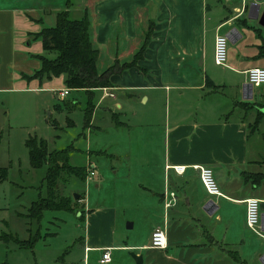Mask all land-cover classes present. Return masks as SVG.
Listing matches in <instances>:
<instances>
[{"label": "crops", "instance_id": "crops-1", "mask_svg": "<svg viewBox=\"0 0 264 264\" xmlns=\"http://www.w3.org/2000/svg\"><path fill=\"white\" fill-rule=\"evenodd\" d=\"M9 1L2 0L0 6V93L59 95L66 89L64 76L41 81L24 76L39 70L37 57L45 54L35 35L43 27H53L56 14L65 7L38 0ZM253 2L82 0L70 11L72 19H79L86 9L91 42L98 51L115 46L111 66L130 63L144 47L135 67L112 75V87L89 95L101 94L80 133L86 141L85 164H73L80 150L71 144V165L96 174L97 161L105 159L124 184L117 194L122 197L117 212L95 213L99 219L89 224L88 237L81 239L84 261L98 252L101 264L102 254L110 249L141 255L142 264H264V240L245 225V201L257 199L264 234V179L254 183L247 178L264 175V118L257 131H250L258 110L264 113V86L243 89L248 84L246 71L264 68V0L259 10L249 7ZM228 33L233 34L227 62L217 66L214 40ZM70 91L59 98L66 99ZM55 124L51 126L61 128ZM67 126L75 124L67 118ZM107 133L116 135V141H104L91 151V135ZM173 166H184L185 172L177 175ZM194 166L212 169L221 195L206 193ZM86 189L84 185L75 199L82 208ZM82 212L85 221L87 211ZM91 216L89 211V221ZM120 222L126 240L118 242L115 229ZM155 229L165 231L164 250L150 248Z\"/></svg>", "mask_w": 264, "mask_h": 264}, {"label": "rangeland", "instance_id": "rangeland-1", "mask_svg": "<svg viewBox=\"0 0 264 264\" xmlns=\"http://www.w3.org/2000/svg\"><path fill=\"white\" fill-rule=\"evenodd\" d=\"M1 1L0 6L3 3ZM66 1L36 2H43L45 6L50 5L53 8H64ZM9 2L12 4L14 0ZM70 2L72 7H76L82 0H70ZM72 17L77 18V14ZM116 52L115 46L110 45L99 50L97 63L99 73L111 67L113 64L111 58L116 57ZM119 56L123 58L120 53ZM131 59L132 57L124 61L128 62ZM100 95L95 93L94 96L89 97L84 91H70L69 96L61 100L58 93L49 91L38 93L12 90L0 93V169L6 170V177L0 171V236L10 234L11 239L17 236L24 241L29 237V230L36 235L32 249L19 247L13 242L14 239L8 244L0 241V264H99L101 253L98 252L86 255L84 261L85 254L80 240L88 237L89 224L96 218L99 219V215L95 213L107 210L117 212L119 199L122 200L117 194L124 184H121L119 176H115L110 170L111 166L107 160L97 161L96 174L90 184H87L85 178V186H87L83 203L85 206L84 208L79 206L77 213L47 211L43 213L40 221L32 223L31 227L26 225L29 221L23 220L24 218L19 215L26 214L32 202L46 198L47 194L42 182L44 169L35 170L30 167L25 147L26 140L29 137L47 140L54 149L73 144L80 150L74 154L73 164L77 166L85 164L82 150L86 141L80 137L84 129V110L89 102L94 106ZM67 118L72 120L75 126L68 127ZM53 122L61 128L56 129V126L53 128L51 126ZM116 138L117 136L112 133H107L105 136L92 134L87 142L90 150L94 151L99 149L104 141H116ZM115 168H118L117 164ZM74 183L78 182L73 180L68 184L69 186L61 182L59 193L69 194ZM97 184H99L98 188ZM76 186L74 191L80 190V187ZM82 209L87 211L85 221L78 215ZM89 211L92 215L90 221ZM119 224L115 229L117 232L115 240L121 242L126 240L122 237V233L125 235L126 231L123 223ZM110 253L111 264H135L128 251Z\"/></svg>", "mask_w": 264, "mask_h": 264}, {"label": "trees", "instance_id": "trees-1", "mask_svg": "<svg viewBox=\"0 0 264 264\" xmlns=\"http://www.w3.org/2000/svg\"><path fill=\"white\" fill-rule=\"evenodd\" d=\"M73 9L70 0L65 3V9L56 14V22L53 27H43L41 31L35 35V39L40 40L43 56H38L40 61L39 70L35 71L31 76H24L27 81L37 79L51 80L64 76V86L71 91H84L91 95L93 90L112 87L110 77L114 74H120L128 68L136 66V61L143 56L144 47L135 55L133 61L127 64L113 66L107 68L102 73L97 71V60L99 51L93 46L90 38V23L86 9L79 19H72L70 11ZM264 54V45L261 47ZM51 55V57L49 56ZM93 105H89L84 110V128L91 121ZM264 118V113L258 110L250 131H257V127ZM264 139V135H263ZM28 153L29 165L35 170L44 169L42 182L46 189V198H40L31 203L26 214L20 217L32 223L39 222L44 212H60L77 213L79 205L74 199V195H80V191H74L78 185L80 189L84 188L85 178L87 175L84 167H77L70 164V154L75 150L72 145L65 148L51 149L46 140H38L29 137L25 142ZM2 174L6 177V170H2ZM253 179L257 183L264 179V175H251L247 177ZM4 179V178H2ZM74 183L71 192L68 194L59 193L60 184L71 181ZM69 186V185H68ZM73 191V192H72ZM82 191V190H81ZM76 192V193H75ZM84 212H79V218L84 219ZM9 238V240H8ZM14 239V240H13ZM11 239L10 234L0 236V241L8 244L12 241L21 248L32 249L36 235L30 230L27 240L21 241L17 236ZM81 241V240H80Z\"/></svg>", "mask_w": 264, "mask_h": 264}, {"label": "built area", "instance_id": "built-area-1", "mask_svg": "<svg viewBox=\"0 0 264 264\" xmlns=\"http://www.w3.org/2000/svg\"><path fill=\"white\" fill-rule=\"evenodd\" d=\"M228 54V39L225 35H217L214 40V54L213 60L217 66H224L227 62ZM247 83L252 87L264 86V68L263 67H253L246 71ZM105 91V89H103ZM68 94L67 89L60 91L59 95L61 98L65 97ZM105 95H108L105 93ZM109 96H112L109 94ZM177 175H182L185 172L184 166H173L171 167ZM194 170L199 173V180L206 191L210 196H219L221 195L217 181L214 177V173L211 168L194 166ZM94 172L88 170L86 182L87 184L93 179ZM170 198L173 202L174 194L170 193ZM171 202L165 204L166 207H169ZM173 204V203H172ZM246 212H245V225L248 230L264 240V234L260 231L259 222V201L257 199H247L245 201ZM167 247L166 234L162 229H155L150 238V248L156 250H164ZM111 262L110 258V249H107L102 254L100 260L101 264H108Z\"/></svg>", "mask_w": 264, "mask_h": 264}, {"label": "water", "instance_id": "water-1", "mask_svg": "<svg viewBox=\"0 0 264 264\" xmlns=\"http://www.w3.org/2000/svg\"><path fill=\"white\" fill-rule=\"evenodd\" d=\"M261 1L262 0H254V2L249 5V7L251 9L254 8L256 10H259V3H261ZM260 24H262L264 26V11H263L262 16H261V19H260ZM232 34L233 33H228V35L226 36L229 41L232 40L231 39L232 38ZM243 89H248V90L251 91L252 86L250 84H246V85H244ZM74 199H78V195L75 194L74 195ZM129 255L133 259V261L135 262V264H142L143 263V259H142V256L141 255H136L133 252H130Z\"/></svg>", "mask_w": 264, "mask_h": 264}]
</instances>
